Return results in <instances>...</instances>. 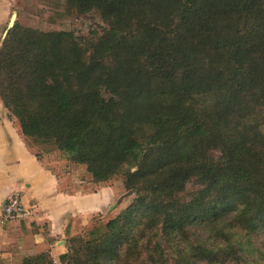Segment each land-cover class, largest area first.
<instances>
[{"label": "trees", "instance_id": "1", "mask_svg": "<svg viewBox=\"0 0 264 264\" xmlns=\"http://www.w3.org/2000/svg\"><path fill=\"white\" fill-rule=\"evenodd\" d=\"M64 1L107 29L15 23L0 46V100L31 148L64 153L94 183L122 176L134 197L70 238L58 262L250 261L264 236V0ZM195 224L209 235L190 241ZM19 264L55 262L44 251Z\"/></svg>", "mask_w": 264, "mask_h": 264}, {"label": "crops", "instance_id": "2", "mask_svg": "<svg viewBox=\"0 0 264 264\" xmlns=\"http://www.w3.org/2000/svg\"><path fill=\"white\" fill-rule=\"evenodd\" d=\"M0 15L5 18L3 10ZM69 175L45 166L36 157L17 119L0 100V259L4 263L35 245H47L56 258L66 250V235L87 225L116 197L114 187L107 189L100 183L94 191L72 190ZM12 192L20 194L28 214L21 220L3 222L2 206Z\"/></svg>", "mask_w": 264, "mask_h": 264}, {"label": "rangeland", "instance_id": "3", "mask_svg": "<svg viewBox=\"0 0 264 264\" xmlns=\"http://www.w3.org/2000/svg\"><path fill=\"white\" fill-rule=\"evenodd\" d=\"M1 10L5 12V18L0 15V46L3 42V33L13 14H15L14 24L19 23L20 25L42 31H71L77 37H97L107 29L106 23L100 18L96 11H90L85 14H77L68 11L64 0H0V11ZM32 150L35 154L37 153L39 155V159H41L45 166L54 168L58 173L70 174V188L72 190L77 189L90 192L94 191L98 186L99 183L92 182L91 175L86 172L84 165L69 161L64 153L50 146H36L32 148ZM217 153L218 152H214L215 155ZM68 185L69 184L66 186ZM99 185H103L105 188L108 186L114 187L115 194L117 193L116 197L114 199L111 198V202L109 205L107 204L105 211L97 216H93L87 225L77 229L76 233L73 232L66 235L64 238L66 250L69 239L73 236L82 234L93 224L94 218H98L102 223L106 222L126 208L134 197L130 191L125 190L122 176H115L107 182H100ZM196 188L197 183L192 180L187 183L182 194L188 197L189 193ZM118 200L119 203L110 209V206ZM189 229L190 230L187 231L186 234L190 241L196 238L204 239L209 235L206 225L195 224ZM252 243L255 248L246 250L244 253L245 255H243L247 256L250 260L245 262V264H264V236H253ZM163 247H166V244H163ZM44 251H49L52 256L50 248L47 245L41 248L35 245L34 247L31 246L27 248V250L20 251L19 255L10 261L14 263L7 262L5 264H19L24 257L36 255ZM52 259L55 264H60L58 262V256H56V258L52 256Z\"/></svg>", "mask_w": 264, "mask_h": 264}, {"label": "built area", "instance_id": "4", "mask_svg": "<svg viewBox=\"0 0 264 264\" xmlns=\"http://www.w3.org/2000/svg\"><path fill=\"white\" fill-rule=\"evenodd\" d=\"M28 214V210L21 202L18 192H12L5 200L2 206L1 219L3 222L24 219Z\"/></svg>", "mask_w": 264, "mask_h": 264}, {"label": "water", "instance_id": "5", "mask_svg": "<svg viewBox=\"0 0 264 264\" xmlns=\"http://www.w3.org/2000/svg\"><path fill=\"white\" fill-rule=\"evenodd\" d=\"M14 20H15V14L12 15V17H11V19H10V21H9V24H8V26H7L6 30H5V32L3 33V40H4V38L6 37L8 31L13 27V25H14ZM129 193H130V192H129ZM118 203H119V200H118L116 203H114L112 206H110V209H111L113 206H115L116 204H118Z\"/></svg>", "mask_w": 264, "mask_h": 264}]
</instances>
